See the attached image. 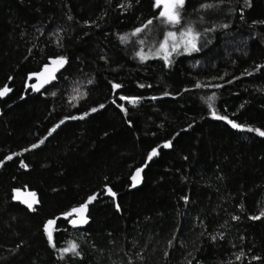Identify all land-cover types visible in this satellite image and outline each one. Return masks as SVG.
Returning a JSON list of instances; mask_svg holds the SVG:
<instances>
[{"label": "trees", "instance_id": "1", "mask_svg": "<svg viewBox=\"0 0 264 264\" xmlns=\"http://www.w3.org/2000/svg\"><path fill=\"white\" fill-rule=\"evenodd\" d=\"M128 2L0 0V87L11 88L0 100V264H264V218H249L264 209V137L212 116L264 131V0L207 10L216 0H185L176 28L192 22L199 51L173 52L168 65L136 53L155 52L176 29L157 18L155 0L120 7ZM58 56L67 62L56 79L25 90ZM16 188L37 194L35 211L12 199ZM96 192L86 226H69L63 213ZM49 219L57 248L75 242L79 256L59 259Z\"/></svg>", "mask_w": 264, "mask_h": 264}, {"label": "snow or ice", "instance_id": "2", "mask_svg": "<svg viewBox=\"0 0 264 264\" xmlns=\"http://www.w3.org/2000/svg\"><path fill=\"white\" fill-rule=\"evenodd\" d=\"M139 2V0H137ZM225 0H216L215 3H203L200 5L201 9H214L218 8L221 5H223ZM185 0H155L154 7L161 8V11L159 12L158 19H162V23L164 25L170 26L171 28H175L176 30H167L163 34V39L158 42L159 46L155 49V52H151L146 54L143 49L138 51L136 55L140 58L141 61H144L149 58V55H155L159 58L163 59L165 64L168 65L171 63L170 57L173 52L179 53L180 50H183L184 52H195L199 51V48L197 47L198 41L201 38V32L197 31L192 22H186L181 27L176 28V26L181 25V21L183 19L182 17V9L184 8ZM245 5L250 6V0H245ZM131 0L127 4L120 5L122 8H131ZM203 20V17H201V21ZM152 20H148L147 24L135 28L130 34H124L119 36V40L121 43H126L129 40V35L132 37H136L143 33L145 29L148 27V25L152 24ZM87 23V21L85 22ZM222 27H227V25H222ZM212 29H205V32L211 31ZM139 44L144 45L145 40L141 39L138 41ZM67 62L66 57L64 56H58L51 61V65H54V67H51L49 65H45L44 69L41 73H35L32 75H36L38 78L43 76L44 79L41 81V83H46L48 79L54 78L53 73L60 68H62L65 63ZM264 67V65L257 66V70L259 68ZM248 75H251V73H248ZM89 83H92V81H89ZM35 87V86H33ZM122 87L119 83H112V89H120ZM140 87H144V85H140ZM197 88L200 87H207V85H201L200 83L196 84ZM215 87H221V85H215ZM11 91V88H9L7 85L0 87V96H5ZM167 95V93H165ZM214 95L208 97L207 102L210 109H213V105L211 101L214 100ZM119 99L121 101H127L129 104L135 105L139 101V97H133V96H126V95H120ZM155 99V97H153ZM115 103V101H113ZM100 108H104V105L101 104L99 106ZM117 107L120 108L122 112H127V109L124 107L123 104H118ZM97 108H92V112H96ZM87 115V113H85ZM212 116L213 118L217 120H223L227 124H229L234 129H239L242 131H248V132H255L258 136L264 137V131H262L260 128H254L245 124H239L235 120L229 119L227 115H218L217 112L213 109L212 110ZM80 119H83L84 117H79ZM70 119H77V117H70ZM61 124L63 121L60 122ZM59 127V125H57ZM52 131H55V129H52ZM51 132L49 133V135ZM44 141L41 140L40 144H43ZM38 144H33L32 148H37ZM172 146V141H166L163 145L164 148H170ZM25 151H28V149H25ZM157 155V149L153 148L151 152L148 154V159L151 160L153 156ZM6 159H12L11 156L6 157ZM2 163V161H0ZM21 167L27 168L28 166L21 161ZM142 169L137 168L135 175H133L132 180L134 183H138L140 179V172ZM108 192L111 196L115 197L116 193L112 191L111 188H108ZM97 197L95 195H90L87 200L84 203H81L78 207H73L70 211L63 213V216L65 219H67L70 216L75 215L76 219H72L69 222L73 224V226H76L78 224H87L88 218H87V211H88V205L92 203ZM13 200L20 201L22 204L26 205L27 208L31 211H35L34 205L39 203L37 199V194L35 192L29 193L27 198H22L20 194V189L16 188L13 189ZM184 199L187 201V197H184ZM117 210H119V205H117ZM239 217L233 216L232 219L236 220ZM252 220H260L261 218H264V209H261L258 213V215H254L249 217ZM56 224V220L49 219L47 220L43 225V231L47 237L48 244L56 249L59 253V259H64L65 255L71 253L75 256H79L80 252L77 251L78 245L75 242H69L67 247L57 248L56 243L54 242L53 237V226ZM215 239V237H213ZM171 243V242H169ZM167 254V253H166ZM244 256V252L241 251L239 254L236 255V260L240 261L242 257ZM251 260L258 261L260 260V257L253 256L251 257ZM188 264H191V261L188 262Z\"/></svg>", "mask_w": 264, "mask_h": 264}, {"label": "water", "instance_id": "3", "mask_svg": "<svg viewBox=\"0 0 264 264\" xmlns=\"http://www.w3.org/2000/svg\"><path fill=\"white\" fill-rule=\"evenodd\" d=\"M51 61H52V59H50L45 65H49L50 68H51V67H54V65H51ZM45 65H43V66L40 68V70H38L37 72H34V73H32V74H35V73H41V72L43 71ZM63 67H64V66H63ZM63 67L60 68L59 70H57V71H55V72L53 73L54 78L48 79L47 82H46V83H43V84L41 83V81L44 79L43 76H41V77L38 78L36 75H32V74H31V75L29 76V80H30V82H29V84L26 86L25 90L31 89V91L34 92V93L40 92L41 90H43V88H45L46 86H48L49 84H51V83L56 79L57 75L60 73V71L63 69ZM33 86H35V87H33ZM10 93H11V91H10L7 95H5V96H0V100L5 99ZM140 169L143 170V167L140 168ZM141 173H142V171L140 172V179H139V182H140V180H141ZM98 194H99V193L96 192V193H94V194H92V195H95V196L97 197ZM88 197H89V196H88ZM88 197H87V198H88ZM87 198H86V200H87ZM86 200H85V201H86ZM85 201H84V202H85ZM84 202H83V203H84ZM92 202H93V201H92ZM90 204H91V203H90ZM90 204H89V205H90ZM89 205H88V206H89ZM78 206H79V205H78ZM78 206H76V207H78ZM86 215H87L88 222H89L88 211H87ZM68 218H69V220H68V224H69V226H71V227L74 228V229H81V228H84V227L86 226V224H82V225L78 224V225H76V226H73V224H71L69 221L72 220V219H76L75 215L70 216V217H68Z\"/></svg>", "mask_w": 264, "mask_h": 264}, {"label": "rangeland", "instance_id": "4", "mask_svg": "<svg viewBox=\"0 0 264 264\" xmlns=\"http://www.w3.org/2000/svg\"><path fill=\"white\" fill-rule=\"evenodd\" d=\"M160 11H161V8H159V12H160ZM29 193H31V192L26 191V190H20V194H21V197H22V198H27L28 195H29Z\"/></svg>", "mask_w": 264, "mask_h": 264}]
</instances>
